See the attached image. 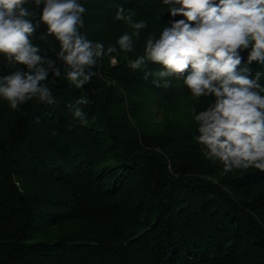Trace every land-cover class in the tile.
Listing matches in <instances>:
<instances>
[{
    "label": "trees",
    "instance_id": "1",
    "mask_svg": "<svg viewBox=\"0 0 264 264\" xmlns=\"http://www.w3.org/2000/svg\"><path fill=\"white\" fill-rule=\"evenodd\" d=\"M82 2L81 31L106 46L130 31L114 20L120 4L148 28L135 53H114L116 65L100 58L82 88L66 69L50 76L52 104L34 99L11 110L0 100V264H264V172L225 174L194 139L189 109L211 98L193 100L175 78L168 87L145 78L158 64L127 63L149 31L165 26L167 6ZM33 42L56 58L52 37L37 33ZM11 70L0 56V71ZM81 96L87 123L72 115Z\"/></svg>",
    "mask_w": 264,
    "mask_h": 264
},
{
    "label": "clouds",
    "instance_id": "2",
    "mask_svg": "<svg viewBox=\"0 0 264 264\" xmlns=\"http://www.w3.org/2000/svg\"><path fill=\"white\" fill-rule=\"evenodd\" d=\"M167 6L165 25L144 37L143 52L128 59L131 69L160 65L144 77L168 87L182 81L193 100L211 98L201 109L189 111L196 122L195 141L203 155L222 164L225 174L255 168L264 172V0H160ZM82 0H0V56L12 67L0 71V100L11 110L36 100L52 104L55 95L46 83L63 75L82 88L94 75L93 66L108 56L113 65L118 55L135 53V44L148 28L147 19H134L131 9L120 4L114 20L129 29L107 46L89 39L84 26ZM166 14V19L164 18ZM52 37L58 44L55 59L43 51L34 37ZM59 62V63H58ZM255 62V63H253ZM162 78V79H160ZM111 83V81H110ZM76 100L72 115L87 123Z\"/></svg>",
    "mask_w": 264,
    "mask_h": 264
},
{
    "label": "rangeland",
    "instance_id": "3",
    "mask_svg": "<svg viewBox=\"0 0 264 264\" xmlns=\"http://www.w3.org/2000/svg\"><path fill=\"white\" fill-rule=\"evenodd\" d=\"M156 117L158 118V115H156Z\"/></svg>",
    "mask_w": 264,
    "mask_h": 264
}]
</instances>
